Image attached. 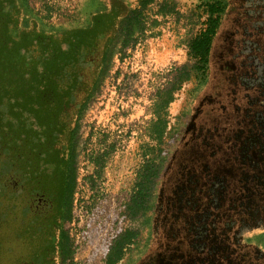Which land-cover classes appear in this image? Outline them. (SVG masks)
<instances>
[{"label": "rangeland", "instance_id": "rangeland-1", "mask_svg": "<svg viewBox=\"0 0 264 264\" xmlns=\"http://www.w3.org/2000/svg\"><path fill=\"white\" fill-rule=\"evenodd\" d=\"M19 1L23 9L24 0ZM123 1L130 8L138 3V0ZM164 1L174 6L172 15L157 13ZM204 1L207 0H154L145 10V29L136 45L115 54L107 76L81 113L76 123L71 219L63 224L72 257L64 264H104L107 251L124 232L134 233L136 237L117 264L148 260L155 251L160 252V244L169 242L164 237V222L169 216L167 206L171 204L176 205L170 212L172 221L177 218L184 224L182 242L196 250L195 256L184 258L188 262L262 264L264 222L261 224L253 212L264 211V204L254 202L246 210L237 209L241 212L240 219L231 225L230 231L224 227L226 215L213 211L218 209L216 205H222L223 181L207 190V198L191 174L186 176V173L188 164L197 169L198 162H202L203 132L209 138L222 136L221 132L233 129L234 122L242 118L248 117L255 128L236 132V136L241 135L238 139L241 147H264V0H223L228 2V7L214 43L216 55L210 58L206 84L198 89L196 73L191 71L196 70L197 59L191 55L188 43L204 27L206 15L200 6ZM10 2H2L6 11ZM100 2L27 0L28 7L43 22L53 27L73 25V29L88 27L90 15L102 12L107 4V0ZM217 45L221 46L216 53ZM231 65L239 69L228 78L221 76L222 68ZM183 67L191 71L190 77L178 86L175 81ZM224 80L228 85L225 92L220 89ZM234 84L242 90L234 91ZM173 88L172 102L161 109L160 100ZM230 99L258 101L260 107L251 113L218 107ZM157 116L166 123L159 145L150 137V126ZM213 141L217 143L218 139ZM256 157L264 162V153ZM151 160L162 170L152 183L148 198L152 207L145 214L131 217L127 208L136 191L138 176ZM61 168L57 170L60 180L66 166ZM184 177V182L170 192ZM50 187L62 193L61 183L56 181ZM184 192L187 196L180 198ZM163 196L166 197L162 200ZM233 199L238 200V194ZM253 199L264 201V196L253 194ZM0 230L4 231V226ZM245 240L259 247L256 257L245 246ZM171 242L175 244L174 240ZM49 246L43 249L41 264L51 261L54 249ZM36 247L35 242L29 245L27 264H34ZM19 261L0 244V264H20Z\"/></svg>", "mask_w": 264, "mask_h": 264}, {"label": "trees", "instance_id": "trees-1", "mask_svg": "<svg viewBox=\"0 0 264 264\" xmlns=\"http://www.w3.org/2000/svg\"><path fill=\"white\" fill-rule=\"evenodd\" d=\"M3 1L0 0V163H5L12 140L18 155L26 144L30 173L41 154H45L44 161L54 163L56 174L65 165V181L60 182L66 201L64 224L71 219L75 189L76 123L107 76L115 54L136 45L145 29V10L154 0H138L135 8L123 0H107L102 12L90 15L89 26L79 29L43 22L28 7L27 0L23 9L19 0H11L7 11ZM200 6L206 15L204 27L188 43L191 55L197 59L196 70L191 71L196 73L198 89L207 82L209 56L226 3L207 0ZM157 13L172 15L174 6L164 1ZM191 71L181 68L175 83L179 86L189 80ZM174 90H168L160 100L161 109L172 102ZM165 130V121L157 116L150 126V137L157 145L162 143ZM65 152L71 156L67 161ZM161 172L153 160L146 162L127 208L131 217L150 211L152 183ZM63 232L61 243H56L59 262L53 261L52 253L48 264H64L72 257L69 239L64 229ZM135 237L131 232L119 236L107 251L104 264L119 263Z\"/></svg>", "mask_w": 264, "mask_h": 264}, {"label": "flooded vegetation", "instance_id": "flooded-vegetation-1", "mask_svg": "<svg viewBox=\"0 0 264 264\" xmlns=\"http://www.w3.org/2000/svg\"><path fill=\"white\" fill-rule=\"evenodd\" d=\"M226 4L227 9L228 2ZM234 15L236 16V14ZM219 31L220 27L213 42L209 62L210 58L216 55L214 54V43L216 38H218ZM220 46L221 45H217L218 48L215 51L216 53L219 51ZM218 54H220V52ZM222 69L223 70L219 73L221 76L225 75V78H228V76H230L235 69H239V67L237 65L235 67L231 65L227 67L224 66ZM235 86L236 90L234 88V91L237 92L240 87L234 84V87ZM227 87L228 85L225 82L223 86H220V89L225 92ZM249 100L250 99H243L242 101H237L230 99L226 104H222L218 101L220 103L218 107L221 106L220 109L222 110L228 107L234 111L239 109L238 111L243 113H247L248 110L250 113L253 111L255 112V107H260V103L258 101L252 102ZM242 102L244 103L241 104ZM238 105L240 107H238ZM233 110L232 112H234ZM236 113L237 112H235V114ZM233 115L234 114H232L231 117H234ZM247 118H242L238 123L234 122L235 127L232 126L234 128L229 131L225 129L224 132H221L224 133L222 136H213L209 138L207 137L208 135L203 132L200 137V143L203 147V150H200L202 162H198L199 164L196 166L198 167L197 169L194 165L188 164L190 168L187 169L188 173H186V176L191 174L196 184L201 187L202 194L206 192V196L207 190L211 188L212 185L214 188V186H217L219 180L223 181L225 190L222 205H216L219 210L214 209L213 211L214 213L217 212V214L223 212L226 215V225H224V227H228L230 231L231 225H235L237 219H240L238 215L241 212H238L237 209L240 211L246 210L247 206L254 202L264 204V201H256L253 199V194L264 196V162L256 157V154L264 153V147H257L256 145L249 148L241 147L239 143L241 140L238 141L239 138L241 139V135L236 136L237 131L244 133L247 130L253 131L255 128L254 122ZM214 138L218 139L217 143L213 141ZM12 144L13 141L9 140L5 163H0V228L4 226L5 231L0 230V233L4 232V235L0 236V244L7 254L12 257L15 255L17 260H20L22 264L28 263V249L32 242H35L37 245L36 257L33 256L32 258L34 264H41L43 259H41L40 256L43 249L50 244V249H54L53 261L58 263L60 259V250L58 247L59 245L57 246L56 243H61V238L64 234L62 218L66 212V201L64 199L63 190L61 194L56 193L50 185L55 184L56 181L58 183L65 181V175L61 180L57 178L55 165L51 161H44L45 154H41L40 161L32 167L30 173L29 155L26 144L24 143V146H22L20 155H18L17 150ZM244 153L247 154L246 157H243ZM69 157L71 156L65 152V161H67ZM185 177L183 180H179L175 183L174 186L171 187L170 192L173 191L176 185H181ZM235 194H238V200L233 199ZM184 196H187L185 192L180 198ZM165 197L163 196L162 200ZM203 197H205V194H203ZM207 198H209V196H207ZM189 199H192V197ZM190 203L192 205L191 201ZM168 206L169 216L164 222L166 229L164 231V237L168 239L169 242L165 245L160 244V252L155 251L152 257L148 260L146 259L144 262H139V264H197L194 261L188 262L184 259L189 255L195 256L196 250L191 249L185 242H182V238L186 232L184 224L182 221H178L177 218L172 221L170 212L173 208H176V205L171 204ZM253 213L255 217L261 221V224H263L264 211L255 210ZM172 230H174V232H172ZM46 240H48V242H46ZM172 240L175 241L174 245L171 244ZM245 243H247L245 246L250 248L251 255L256 257V250L259 247L257 245H252L253 243L248 240H245ZM262 255V264H264V254ZM51 257L52 256H50V258Z\"/></svg>", "mask_w": 264, "mask_h": 264}]
</instances>
